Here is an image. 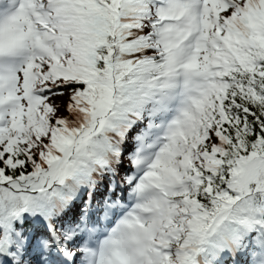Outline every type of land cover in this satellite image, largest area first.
I'll list each match as a JSON object with an SVG mask.
<instances>
[{
    "label": "snow or ice",
    "instance_id": "6c2138e0",
    "mask_svg": "<svg viewBox=\"0 0 264 264\" xmlns=\"http://www.w3.org/2000/svg\"><path fill=\"white\" fill-rule=\"evenodd\" d=\"M0 264H264V0H0Z\"/></svg>",
    "mask_w": 264,
    "mask_h": 264
}]
</instances>
